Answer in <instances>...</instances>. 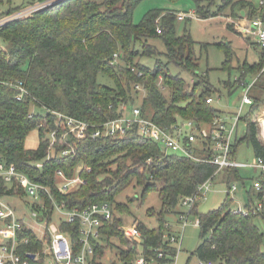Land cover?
<instances>
[{"label":"trees","instance_id":"obj_1","mask_svg":"<svg viewBox=\"0 0 264 264\" xmlns=\"http://www.w3.org/2000/svg\"><path fill=\"white\" fill-rule=\"evenodd\" d=\"M143 1L64 0L13 20L0 29V41L4 44H0V162L15 165L19 172L46 188L40 194V204H33L32 208L41 212L43 217L48 215L50 221L55 215L54 201L65 203L70 210H84L104 202L112 205V218L104 219L100 227L102 241H93L97 260H102L108 250L114 249L113 238L125 248L123 256L134 255L132 243L120 229L123 220L117 216V213H130V208L127 202L116 200L131 186L143 187L144 201L151 192H157L162 204L156 228L150 229L138 223L145 236L146 251L152 256H156L159 250L174 255L175 249L164 238L166 216L180 206L183 198L196 194L200 185L217 170L211 163L165 153L158 144L141 137L136 130L115 141L89 136L76 139L72 135L66 140L67 128L61 124L56 134L57 142L52 145L50 136L56 129L57 120L52 112L97 126L119 117L123 104L136 103L142 92L135 89L137 85L143 87L145 94L143 113L152 116L153 121L162 127L178 120L210 122L223 113L214 107L213 94L217 89L212 86L208 74H199L198 43L187 31L182 36L178 35V15L171 11L151 10L140 24H136L134 12ZM193 1L201 18L212 16L216 0ZM47 2L53 0H24L18 6L13 4V0H7L6 10L0 11V19ZM3 5L4 1L0 0V8ZM236 7L240 13L247 9L250 19L264 12L260 3L254 5L245 0H221L218 10L223 13L231 8L232 15L236 16ZM151 39L164 43L165 61L154 56L161 54L148 43ZM224 50L228 56L224 68L230 70L232 50L229 43L224 45ZM115 54L118 56L116 60ZM143 58H155L154 67L142 63ZM171 65L189 74L194 83L191 85L179 74H173ZM261 69V58L253 66L243 64L239 67L241 76L234 86L241 81L243 87L248 83V77L258 75ZM100 74L110 77L115 86L100 83ZM18 81L30 92V96L22 101L16 100L17 92L10 86ZM225 85L231 95L233 83L229 81ZM249 96L253 104L246 106L241 118L246 123L247 132L233 147L236 152L245 142L264 162V143L257 125V112L264 105V74L251 88ZM208 98L213 99L212 104L207 103ZM39 108L50 114H34L33 110ZM36 130L39 146L34 150L28 149L26 140ZM70 145L75 153L61 157L60 152ZM58 170L68 178L79 174L86 184L64 194L58 187ZM226 173L229 188L231 182L239 180L245 186L247 179L238 169H227ZM261 178H264V173ZM15 192L14 187L4 184L0 188L1 195H13ZM247 193V214L234 213L230 195L218 209L208 213L198 214V203L192 207L190 214H198L201 241L195 256L200 262L264 264V231L256 224L259 217L264 222V191L258 193L249 188ZM24 194V191L20 192L21 197ZM257 201L263 204L260 210L254 205ZM42 204L46 209L43 210ZM59 227L70 238L77 253L80 248V221L60 222ZM19 236L29 239L19 246L22 258L31 264H43L44 256L38 262H32L27 256L28 253L44 251V243L36 232L27 229Z\"/></svg>","mask_w":264,"mask_h":264},{"label":"built area","instance_id":"obj_2","mask_svg":"<svg viewBox=\"0 0 264 264\" xmlns=\"http://www.w3.org/2000/svg\"><path fill=\"white\" fill-rule=\"evenodd\" d=\"M52 2L38 4L22 10L21 12L6 16L0 19V29L9 22L19 19L22 16L35 12ZM260 7L264 8V0H261ZM183 19V17H179ZM249 25L254 29V36L261 49L262 69L259 74L253 78V81L247 83L244 94L241 98V104L238 110L231 116L219 115L210 122H198L195 120H178L177 123L162 127L152 116L145 115L142 109V102L145 94L142 96L141 103L123 104L120 108V116L109 120L97 126L65 116L58 112H52L56 116V129L52 132L50 138L52 145L57 142L56 134L61 127L65 125L67 132L64 138L67 140L69 135L76 139L91 137L92 139L104 138L105 140L124 139L130 131H135L141 137L150 139L158 144L165 153H174L185 158L193 159L197 162L211 163L217 167L213 176L206 180L197 190V193L181 200L180 206L193 207L201 199L205 198L212 190L216 174L225 169H260L264 173V162L258 158L255 163L247 164L237 161L234 156L233 142L239 128L245 106L253 104V99L249 96V91L254 86L258 78L264 74V12L259 13L249 20ZM158 33H161L158 30ZM118 58L117 54L114 59ZM11 88L17 92L16 100L22 101L30 92L22 82H13ZM161 86V83H160ZM165 90L164 87L161 86ZM137 91H143V87L137 85ZM208 104L213 103L212 98L207 99ZM34 109V114H37ZM50 114L46 112V116ZM264 107L257 112V124L263 128ZM46 124V123H45ZM41 124L40 127H43ZM53 151V150H52ZM75 153L72 145L60 152L61 157H68ZM150 162V161H149ZM83 169V167H82ZM90 171V169H87ZM58 187L64 194L74 191L76 187L86 184V181L77 174L73 178H68L61 170L57 171ZM0 188L4 185L9 188H15L13 195L0 194V264H31L24 260L19 253V246L27 243V237L21 238L20 233L25 230L35 231L40 241L44 243V251L38 254L28 253L27 256L32 262H38L44 256L43 264H178V255L181 251L182 238L184 230L191 223L190 214L180 211L179 223L180 232L169 233L165 237L166 242L175 249V253L159 250L156 256L149 255L145 249V236L140 228L135 224L130 229L121 228L126 239L132 243L134 255L131 258H121L119 254L112 256V259L104 256L102 260L96 259V247L93 241H102L100 227L104 219L110 220L113 216V207L110 203L93 204L84 210L75 208L67 209L65 203L59 204L53 202L54 213L50 221L48 215L43 217L41 212L33 209V204H40L41 192L45 187L33 182L28 175L19 172L15 165H7L6 162H0ZM256 192L264 191V180H256L251 186ZM237 186L233 185L229 192L235 193ZM24 191V196L20 192ZM19 198L23 200L27 209L23 214H19L16 208H13L8 202L9 198ZM258 210L262 209V202L257 201L254 204ZM43 210L46 209L42 204ZM236 214H247V210L237 209ZM74 223L80 221V248L77 253L74 252L70 238L61 232L60 222ZM199 226V221H198ZM34 255V258L30 256ZM200 264H214L213 262H200Z\"/></svg>","mask_w":264,"mask_h":264},{"label":"rangeland","instance_id":"obj_3","mask_svg":"<svg viewBox=\"0 0 264 264\" xmlns=\"http://www.w3.org/2000/svg\"><path fill=\"white\" fill-rule=\"evenodd\" d=\"M3 1L5 5L0 8V11L2 12H4L7 7V0ZM95 1L102 2L104 0ZM245 1L252 2L254 5H259L261 2V0ZM23 2L24 0H13V4L16 6L21 5ZM220 6L221 0H216L215 5L211 10L212 16L209 18H199L196 12V4L193 0H144L137 6L134 12V22L136 24H140L145 15L151 10H160L164 12L171 11L176 13V15L179 13H186L189 16L194 14L191 19L183 22H176L177 33L178 35L182 36L187 31L198 43L196 47V53L200 63L199 74H205L206 76L208 74V78L212 86L217 89V92H214L213 94L214 107L223 112L234 113L238 110L240 106V100L245 91V88L242 87L241 81H238L239 84L234 86V84H236V80L241 76L239 67L245 63L252 66L258 64L260 62L261 49L257 44L256 37L250 34L248 28L246 29V24H238V30H234L232 25H228L227 21L229 18H233L232 9L228 8L221 14L218 10ZM234 13L238 15H236V19H239V7L234 9ZM148 43L155 47V50L161 54H155L154 56L165 61L166 59L163 57V53L166 51L164 43L159 39H151L148 41ZM228 43L230 44L232 50V56L229 63L231 65L230 70L224 68L225 63L228 61V56L224 50V45ZM0 44L4 45L2 41H0ZM203 44L205 45L204 47L202 46ZM141 61L151 68H153L155 65V58H143ZM170 70L175 75L179 74L181 78L186 80L189 84L192 85L194 83L193 78L181 69L171 65ZM252 80L253 78L249 77V81ZM98 81L111 87L115 86L114 81L104 74L99 75ZM229 81L233 83L234 86V91L231 95L226 88L227 85H225V83H229ZM143 94L144 92L142 91L141 95L138 96L136 103L142 102ZM246 110L247 108H245V111ZM35 112L42 115L46 114V110L43 108H39ZM262 130L264 132V124ZM246 132V123L241 122L237 137L239 139L243 138ZM39 141L40 139L38 130L33 131L26 140V146L28 149L34 150L38 148ZM236 153V159L241 163L252 164L256 162L257 158L254 149L245 142L240 145ZM253 169L254 168L241 169L242 177L247 179L245 180V186L242 185L240 180L237 182H231L230 184L231 187L235 185L238 188L236 194L232 196V206L234 208L238 209L241 206L242 209H244L249 201L247 190L252 186V177L255 174ZM222 175V172L219 173L217 179L214 180L212 190L205 198L198 202V214L208 213L212 210L218 209L223 201L227 198L229 193V184L227 182L223 183L219 181V178ZM78 188L79 187H76L74 190ZM142 191L143 187L131 186L130 188L123 191L116 199L117 202H127L129 205L130 213H117V216L122 218L123 227L126 229H130L133 225H135V223H142L150 229L156 228L158 226L157 217L162 206L161 200L159 199V194L157 192H151L144 201L142 199ZM7 202L13 208H16L19 214H23L27 211L23 200L19 198H9L7 199ZM191 210V207L178 206L177 209L173 211V213L166 216L165 221L167 223L165 224V228L167 227L170 230H167L166 228L165 235H167L169 232L171 233V231L173 234L180 232L181 225L179 223V213L182 211L186 214H190ZM198 214H190L189 220L191 223L184 230L181 246L182 248L178 255V264H200L199 259L195 256V251L201 241L200 228L197 224ZM256 224L262 231H264V222L262 218H257ZM111 243L115 245L114 249L111 250L113 253H115L120 247V243L115 238L111 239ZM262 249L264 250V241L262 244Z\"/></svg>","mask_w":264,"mask_h":264},{"label":"crops","instance_id":"obj_4","mask_svg":"<svg viewBox=\"0 0 264 264\" xmlns=\"http://www.w3.org/2000/svg\"><path fill=\"white\" fill-rule=\"evenodd\" d=\"M249 11L247 10V9H244V10H242L241 11V13H240V16H239V19H236L237 18V16H233L232 15V17L233 18H229V20L227 21L228 22V25H232L233 26V29L234 30H238V24H242V25H244V24H246L245 25V27H246V29L248 28V30H249V32H250V34H252V35H255L254 34V29L252 28V27H250L249 28V20H250V14L248 13ZM222 14V13H221ZM194 14H192V15H188V14H186V13H179L178 14V21L179 22H183V21H186V20H188V19H191L192 18V16H193ZM198 15V14H197ZM183 17V19H179V17ZM198 17L199 18H201L199 15H198ZM248 22V23H247ZM230 23V24H229ZM228 27V26H227ZM229 28V27H228ZM261 58V57H260ZM255 76H250V78H254ZM247 81H248V83L249 82H251V81H249V77H248V79H247ZM253 81V80H252ZM240 102H241V100H240ZM241 104V103H240ZM264 107V105L260 108V109H262ZM245 108H246V106H245ZM245 108H244V111H245ZM244 111H243V114H244ZM235 113V112H234ZM233 113L232 112H223V113H221L220 115H225V116H231ZM243 116V115H242ZM242 122V121H241ZM240 122V123H241ZM258 125V128H259V131H260V136H261V140H262V142L264 143V132H263V130L260 128V126H259V124H257ZM239 127H240V125H239ZM238 130H239V128H238ZM238 130H237V134H236V136H235V139H234V142H233V146L235 145V142L237 141V140H240L237 136H238ZM242 139V138H241ZM233 150H234V156H235V158H236V152H237V150H236V152H235V148L233 147ZM183 157V156H182ZM257 158V157H256ZM258 159V158H257ZM256 159V160H257ZM245 169V168H244ZM239 170V172L241 173V169H238ZM253 171H255V174L253 175V177H252V183L254 182V181H256V180H264V178H261V174H263V171L262 170H260V169H253ZM223 173V175L219 178V181L220 182H223V183H225V182H227V180H226V175H227V169H225V170H222V171H220V172H218L217 174H216V177H215V179H217V177H218V175H219V173ZM251 189V188H250ZM229 190H230V188L228 189V192H229ZM238 190V189H237ZM237 192V191H236ZM236 192L235 193H228V195H230L231 196V198H232V196L234 195V194H236ZM233 199V198H232ZM192 209V208H191ZM238 209H242V207L240 206ZM235 210H237V208H234L233 207V211H235ZM243 210H247L246 209V206H245V208L243 209ZM137 226H138V223H135ZM123 227V226H122ZM121 227V228H122ZM168 227H169V225H168ZM120 228V229H121ZM170 230V229H169ZM170 233V232H169ZM168 233V234H169ZM171 233H173L172 231H171ZM167 234V233H166ZM167 235H165L164 234V238L166 237ZM123 249H125V248H122V246L120 245V247L118 248V250L115 252V253H113V251H111V250H108L107 252H106V254H105V256H107V257H109V258H111L112 259V256H115L116 254H119L120 255V257L121 258H131V257H129L127 254L125 255V256H123L122 255V250ZM115 251V250H114Z\"/></svg>","mask_w":264,"mask_h":264},{"label":"water","instance_id":"obj_5","mask_svg":"<svg viewBox=\"0 0 264 264\" xmlns=\"http://www.w3.org/2000/svg\"><path fill=\"white\" fill-rule=\"evenodd\" d=\"M64 0H53V2L50 5H56ZM31 258H34V255L30 256Z\"/></svg>","mask_w":264,"mask_h":264}]
</instances>
